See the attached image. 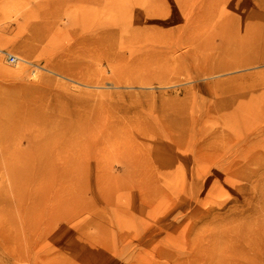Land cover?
Masks as SVG:
<instances>
[{
    "label": "rangeland",
    "instance_id": "374dc122",
    "mask_svg": "<svg viewBox=\"0 0 264 264\" xmlns=\"http://www.w3.org/2000/svg\"><path fill=\"white\" fill-rule=\"evenodd\" d=\"M0 264H264V0H0Z\"/></svg>",
    "mask_w": 264,
    "mask_h": 264
},
{
    "label": "bare ground",
    "instance_id": "6f19581e",
    "mask_svg": "<svg viewBox=\"0 0 264 264\" xmlns=\"http://www.w3.org/2000/svg\"><path fill=\"white\" fill-rule=\"evenodd\" d=\"M112 8V7H111ZM125 25L124 26H117V28L116 29H114V28H108V27H106V28H103L102 30H100L99 32H98V34H97V36H108V37H114V35H116V34H118V32H123L124 30H125ZM51 30H49V32H50ZM41 33V32H40ZM106 36V37H107ZM85 38V37H84ZM9 55V54H8ZM10 55H12V54H10ZM16 57V56H15ZM19 61V58L18 57H16V61L14 62V63H16V62H18ZM13 63V64H14ZM86 149V148H85ZM83 150V149H82ZM86 151V150H85ZM82 152V151H81ZM96 152V151H95ZM80 153V152H79ZM97 157V156H96ZM95 157V158H96ZM87 158H89V157H87ZM86 160V159H85ZM97 160V159H96ZM96 160L94 161V162H96ZM80 161V160H79ZM88 162V161H87ZM103 177V176H102Z\"/></svg>",
    "mask_w": 264,
    "mask_h": 264
},
{
    "label": "built area",
    "instance_id": "2783aa9c",
    "mask_svg": "<svg viewBox=\"0 0 264 264\" xmlns=\"http://www.w3.org/2000/svg\"><path fill=\"white\" fill-rule=\"evenodd\" d=\"M8 61H10L11 63H14L16 61V57L14 55H7Z\"/></svg>",
    "mask_w": 264,
    "mask_h": 264
}]
</instances>
